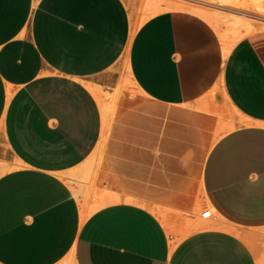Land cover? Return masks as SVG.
Masks as SVG:
<instances>
[{
    "label": "crops",
    "instance_id": "0c3cea01",
    "mask_svg": "<svg viewBox=\"0 0 264 264\" xmlns=\"http://www.w3.org/2000/svg\"><path fill=\"white\" fill-rule=\"evenodd\" d=\"M131 29L126 0H0V264H257L225 229L173 244L154 208L196 209L200 191L212 219L264 231V30L225 57L186 10ZM124 74L138 94L110 118ZM94 89L95 192L118 198L98 207L81 174L105 122Z\"/></svg>",
    "mask_w": 264,
    "mask_h": 264
},
{
    "label": "rangeland",
    "instance_id": "374dc122",
    "mask_svg": "<svg viewBox=\"0 0 264 264\" xmlns=\"http://www.w3.org/2000/svg\"><path fill=\"white\" fill-rule=\"evenodd\" d=\"M126 1L128 3L131 15L134 17L135 21H137L138 23L143 21V19H145V16L150 15L149 10L146 7V3L149 0H126ZM155 1H158V0H155ZM164 1L179 2L180 0L179 1L178 0H159V2H162V3ZM203 5L206 6L207 8H209V10L213 14L218 15L217 12H219L220 16L223 17L222 18L218 15L219 21L211 23V25L217 31L220 39L222 38V35H226L227 39L229 38L228 39L229 41L236 42V41H239L243 37L255 32V31L264 30V20H263L264 14L253 13L254 11H249L247 9L239 10L236 8V10H235L234 8H230L227 6L225 7L223 5L215 4V3L206 2V4H203ZM221 13H222V15H221ZM262 15H263V17H262ZM258 17H260V18H258ZM256 19L258 20V22L256 21ZM235 20L236 21L243 20V21L249 22L250 24H252L253 27L255 26L256 29H254L249 34H246V31H244V30L240 31V33H233L231 28L233 25L232 22H234ZM260 21L262 23H260ZM261 25H262V27H261ZM241 34H243V35L241 36ZM238 36H241V38ZM221 41H222V39H221ZM126 92L128 93V97H132V96H135L138 94V91L135 89V87L132 84V82L130 81V79H128V77H126V75L124 74L123 78H122L121 85L119 87H117V89L114 91V93L111 95L106 94L107 99H108L107 101L109 104V110H110V111H108V115L110 118L115 116L116 109L118 108V104L125 97ZM107 135H108V129H107V132L105 134L104 141L107 138ZM99 147L102 149H100ZM104 147H105L104 142L97 147V149L99 148L98 151H96L97 149L95 150L91 159L86 162L85 169H84L83 173H81L82 176H84L83 182H85V184L88 187V196H89V198H91V201H92L91 204H93V205H96V203L98 202L97 200L99 199V196H100V195L96 194V192H95V190L97 191L99 189H98V185H95L94 182L96 180L95 175L98 172L100 173V171L102 170L103 161H104ZM4 170H5V167L2 164H0V173H2ZM101 193L102 192H100L99 194H101ZM195 196H196V198H198V201H197L198 206L196 209L191 208V209H185V210H177V209H173V208L164 209V208H160V207H155L154 209H155V211L156 210L158 211L159 216H160V214H159V212H160L162 215H166L172 219H175L176 214L180 212V213L189 214V215L191 214V217L196 222H201V221H209L210 223L215 222L216 220L212 219L213 215H214L213 213L211 214V216L209 218H203L202 217V213L206 210H210V207H208L205 204H202L200 191H198L195 194ZM89 209L92 210L93 206L90 207ZM180 221L181 220H179V222ZM237 231L239 232L240 236L245 240V242L249 245V247L252 249V251L255 255L257 264H264V231L243 230V229H238V228H237ZM171 235H173V234H171ZM244 235H245V237H244ZM174 237L176 240L179 239L177 234H175Z\"/></svg>",
    "mask_w": 264,
    "mask_h": 264
},
{
    "label": "bare ground",
    "instance_id": "6f19581e",
    "mask_svg": "<svg viewBox=\"0 0 264 264\" xmlns=\"http://www.w3.org/2000/svg\"><path fill=\"white\" fill-rule=\"evenodd\" d=\"M164 2L163 3L162 2H159V0L158 1L149 0L146 3V7L149 10V14L150 15L145 16V19H143V21H141L140 23H138L137 21H135L134 17L131 15L132 16V29H131V33H130V39L133 38V36H134L135 32L137 31V29L139 28V26L146 19H148L149 17H151L153 15H156V14H158L160 12H163V11H168V10H186V11H189L191 13H194V14H197V15L203 17L210 24L211 23H214L216 21H219L218 15L220 16V13L217 12L218 15L213 14L209 10V8H207L206 6L203 5V4H206V2L220 4V5H223L225 7L227 6V7H230V8H234L235 10H236V8L239 9V10H241V9H247L249 11H254L253 13H261V14H264V0H180L179 2H167V1H164ZM221 15H222V13H221ZM220 17H222V16H220ZM262 17H263V15H262ZM258 18H260V17H258ZM256 21L258 22L257 19H256ZM232 23H233V25H232V28L231 29H232L233 33H240V31H243L244 30V31H246V34H249L254 29H256L255 26L253 27L252 24H250L249 22L243 21V20H241V21H239V20L236 21L235 20ZM260 23H262V22L260 21ZM262 25H261V27H262ZM242 35L243 34H241V36ZM241 36H238V37L241 38ZM221 39H222V42H223L224 56L226 57L228 55L230 49L232 48V46L237 41L236 42L229 41L228 40L229 38L227 39V36L226 35H222V38ZM94 91H95V93L97 95V98L99 99V101L101 103V106H102V109H103V112H104V118H105L103 132H102V135H101V139L99 141V144H98V146H99L100 144L103 143L104 137H105V132H106V121H107V119H106V110H107V102L105 101V99L101 96V94L97 90L94 89ZM98 149L96 151H98ZM100 149H102V148H100ZM117 199H118L117 197H113V196H110L108 194H102V195L99 196V199L97 200L98 202L96 203L95 207L96 206L97 207L98 206H101V205H103L105 203H108V202L115 201ZM146 206L149 207L148 205H146ZM81 211H82V217L85 218L90 213L91 210L89 209V207L87 205H83L81 207ZM210 211H211V214L214 213V211H213V209L211 207H210ZM156 212L158 213L157 210H156ZM159 214L164 219V221H165V223L167 225V228H168L169 233L170 234H173V235L177 234V236L179 237V239H177L176 241H173V244H175L178 240H180L183 237H185L187 234H189L191 232H194V231H197V230H200V229H205V228L225 229V230L232 231V232L236 233L238 236H240V234L237 231V228L236 227H234L232 225L225 224L222 221H215V222H212V223H210L209 221L196 222L191 217V214L189 215V214L177 213L176 214V217H177L176 220L177 221L181 220V221L179 223H174V222H172V220H170V218L168 216L162 215L160 212H159ZM244 237H245V235H244Z\"/></svg>",
    "mask_w": 264,
    "mask_h": 264
},
{
    "label": "built area",
    "instance_id": "2783aa9c",
    "mask_svg": "<svg viewBox=\"0 0 264 264\" xmlns=\"http://www.w3.org/2000/svg\"><path fill=\"white\" fill-rule=\"evenodd\" d=\"M202 216L204 218H209L211 216V211L210 210H206L202 213Z\"/></svg>",
    "mask_w": 264,
    "mask_h": 264
}]
</instances>
